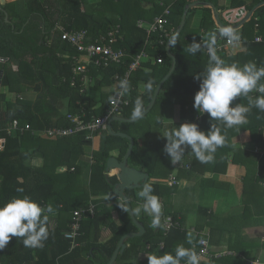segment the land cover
Listing matches in <instances>:
<instances>
[{
  "label": "trees",
  "instance_id": "obj_1",
  "mask_svg": "<svg viewBox=\"0 0 264 264\" xmlns=\"http://www.w3.org/2000/svg\"><path fill=\"white\" fill-rule=\"evenodd\" d=\"M194 2H213L217 6L214 0H173L172 2H161V0H17L0 7V58L9 60L6 64L0 65L4 71L0 92V130H3L0 138H5L6 141L4 149L0 151V206L13 197L27 194L44 207L49 204L53 205V210H57L61 217L66 220L68 218L67 222L65 220L55 229H50L48 222L50 235L44 242L43 248L25 247L22 238L12 237L8 245L0 250V264H108L121 238L137 231L128 212H124L119 207L123 201L118 199L114 193L115 186L119 183L117 175L109 177L106 170L107 161L114 155L113 152L118 145L123 146L119 154L120 160L126 155L130 145L128 140L112 136L107 131L101 149L92 154L88 181H85L82 175L83 169L76 164L85 155L84 148L92 143L91 140H87L86 135L50 142L35 138L30 132L11 137L5 128L13 120H19L23 125L30 124L33 129L68 127L67 116L61 113L64 101L69 103L68 112L70 113L68 114L83 111L87 119L104 116L109 107L110 98L102 99V105L97 108L99 102L91 97V92L101 90L103 87H112L116 82L123 80L134 57L144 50L150 53L151 59L144 61L142 66L132 74L128 91L130 104L124 108L122 117L132 119L131 112L138 96L142 97L145 111L157 86L169 73L172 60L166 51L167 44L160 46L157 35L152 36V45H147V34L145 30L137 27V21L152 22L169 8L171 15L168 17V22L175 32L180 25L185 7ZM261 2L264 0H254L253 3L247 5L244 0H241L235 5L237 7L233 8L247 7L248 11H251ZM143 3H147L149 7L143 8ZM197 10L204 12L202 25L198 30H191L190 21ZM7 15L8 21L6 20ZM57 23H61L69 31L87 30L92 39L107 34L116 25H121L124 40L118 41L116 48L123 49L127 56L122 64L107 69L90 67L89 78L95 80L94 85L89 81H78L77 85L72 87V71L75 65L72 58L79 54L70 44L62 40V34L56 30ZM256 25H258L257 29ZM216 26L210 7L192 9L188 14L185 28L177 39L176 46L171 48L172 54L177 58L176 70L164 84L153 110L136 123L116 122L112 124L114 132H127L134 137L135 147L129 158V164L134 168H146L151 177L162 156V146L159 142L149 140L153 130L152 126L145 129L141 125L151 118L162 105L171 103H178L181 106V116L184 122L193 121L196 118L199 112L193 104L194 96L200 86V80L196 77L206 70L209 55L205 48L195 55L189 53L187 49L194 39L199 42L201 35L213 32ZM201 30L204 32L202 33ZM235 31L240 36L247 52L235 56L227 52L217 55L228 63L237 62L242 66L254 62L258 67L264 66V6L256 10L253 17L241 29ZM260 36L263 37V41L257 43L256 38ZM184 46L186 49H182ZM158 56L163 59L162 64L157 62ZM13 65L18 66L17 72L13 71ZM149 80L153 81V91L151 93H148L146 89L143 92L139 91V84H146ZM260 83H264V78ZM27 89L36 93L34 99L25 95ZM8 94H10L9 98H7ZM19 95L22 99L18 97ZM252 95L257 97L261 93L250 92L249 96ZM246 99L247 97H237L234 105L236 103L246 105ZM3 102L7 104L5 112L1 109ZM210 121L211 118L207 114L200 130L207 132ZM181 124L173 125L171 129ZM255 128L256 126L252 127V134ZM132 130L137 133L131 134ZM36 151L45 156V166L42 169H35L30 165L33 153ZM55 164L57 167L65 166L68 170L63 173L58 172L57 167L54 168ZM72 168H75V171H71ZM248 179L253 185L261 181V179L250 178V175ZM151 185L154 189L153 194H156L158 186ZM172 187L173 190L177 189V186ZM18 188H23L24 193H18ZM138 192L139 190L127 191L129 200H135L131 202L133 207L136 203H143L137 195ZM90 202L97 205L96 215L83 221L81 234L77 239L78 246L71 249V242L65 238V234L70 228L73 213L86 207ZM108 203L111 204L108 205ZM248 210L250 209L246 206L243 215ZM113 211L123 213L125 222L122 227L113 219ZM168 215L177 218V214L164 210L161 225ZM140 221L145 226V235L129 240L126 251L118 257L115 264H148L147 258L144 260L140 258L141 254L159 256L164 253H174L177 245L190 249L198 242V240L189 239L188 232L181 229H173L165 237L163 227H151V217L143 212H141ZM103 228L110 229L112 237L107 242L100 243ZM162 243L165 245L164 248L160 247ZM148 246H150L149 249ZM250 249H264V243L240 245L236 241L234 245L229 244L225 251H236L238 256L200 264H218L219 262L245 264L241 256H246V252ZM181 264H184V261Z\"/></svg>",
  "mask_w": 264,
  "mask_h": 264
},
{
  "label": "crops",
  "instance_id": "obj_2",
  "mask_svg": "<svg viewBox=\"0 0 264 264\" xmlns=\"http://www.w3.org/2000/svg\"><path fill=\"white\" fill-rule=\"evenodd\" d=\"M16 1L17 0H5V4L3 6ZM163 1L172 2L173 0H161V2ZM214 1L217 6L213 2L209 3L213 4L217 8L221 17L222 14L227 11L233 10L236 13L243 11V9L248 11L247 7L233 8L237 7L235 5H237L241 0ZM244 1L247 5L254 2V0ZM161 5H163V3H161ZM142 7L146 9L149 5L147 3H143ZM203 14L204 12L202 10L194 12L190 21L191 30H198L201 28ZM213 31L218 33L219 27L216 26L213 28ZM201 32L203 33L204 31L201 30ZM209 33L210 32L204 33L201 35V38L206 39ZM218 38L219 37H217V40ZM257 38H260L261 42L263 41V37L260 36ZM182 49H186V47L184 46ZM246 52L247 49L240 40L238 44L229 49L227 54L235 56ZM12 69L17 72L18 66L13 65ZM0 71H2L0 78L1 92L4 77V71L1 69V66ZM94 83L95 80L93 79L92 85H94ZM116 83L112 87H103L101 90L91 92V97L99 102L97 108L102 105V99L107 97L110 98L111 94L115 91ZM139 91H145L144 83L139 84ZM252 92H255V90ZM25 95L32 99L36 97V93L29 89L25 90ZM9 97L10 94L7 95V98ZM251 97L253 99L256 98L255 95H252ZM247 105L248 97L246 99L245 106ZM1 109L4 112L7 110V104L5 102L1 104ZM68 109L69 103L68 101H64L61 113L67 116V114L70 113L68 112ZM184 121L185 120H183L181 116V106L178 103H171L162 105L157 109L154 115L151 116V118L146 120L145 123L141 125L145 129L152 126L153 130L149 136V140L159 142L162 146V156L157 162L152 177L146 168H137L149 174L150 178L148 183L158 186V190L156 189L155 195H157L160 199L162 211L167 210L172 214H177V218L183 225V230L188 232V238L193 241L209 234V242L213 253L232 252L234 255L228 257H236L238 256L236 251H225L229 244L234 245L236 241H238L240 245L245 243L263 244L264 112L252 107L249 115L247 116V123L234 126L233 128H227L223 123L219 121H212L211 119L208 129L210 130L212 123L221 129L222 135L225 136L224 146L217 149L214 155V160L207 164L198 161L194 153H192L189 149L185 152L184 162L185 164L190 165L191 169L176 170L172 167L173 165L170 158L163 151L164 146L167 143L166 138L163 137V133L169 131L171 126L181 124ZM159 122L161 126L158 124ZM254 126H256V128L254 129V134H252L251 130ZM237 130L239 131L237 132ZM118 133L128 134L127 132L121 131ZM135 133H137L135 130L131 131V134ZM105 135L106 132H102L95 136L91 140L92 143L90 145V149H88L89 147L84 148L85 155L82 156L76 164V166L83 169L82 175L85 181H88V174L90 173V166L92 163V154L101 149ZM130 136L134 139L132 135ZM1 139L4 142L0 144V151L4 149L6 142L5 138H0V140ZM46 141L57 142L58 140ZM117 147L118 148L114 150V155L112 157L118 159L119 161H123L125 156L122 160L119 158V154L121 153L123 146L121 144ZM30 165L35 169L44 168L45 156L36 151L33 153ZM67 170L68 168L64 166L61 167L58 172L63 173ZM71 171H75V168H72ZM115 175H117V171L113 170L108 172L109 177ZM248 175H250V178L252 177L254 180L261 179V181H259L258 184L255 183V185H253L249 179L247 180ZM171 176H174L177 181L176 190H173V185L170 183ZM141 190L142 189L139 191ZM129 201L133 203L135 200L133 201V199H130ZM110 204L111 203H108V205ZM138 205L139 204L136 203L134 207L132 205V208H135ZM246 206H248L250 210L243 215ZM45 214L49 215L50 229H55L59 224H62L66 220L64 217L59 215L57 210H53V213L51 214ZM140 215L141 213L136 216L139 221ZM112 216L116 224L120 227L124 225L125 219L121 211H113ZM67 221L68 218L66 222ZM163 223L164 220L162 221V227ZM111 237V230L103 228L99 242L105 243ZM147 255V253L141 254L140 258L144 260L147 258ZM241 258L244 259L245 264H249V261L251 260H264V249H250L246 252V256H241ZM220 263L223 264L222 262H219L218 264Z\"/></svg>",
  "mask_w": 264,
  "mask_h": 264
},
{
  "label": "clouds",
  "instance_id": "obj_3",
  "mask_svg": "<svg viewBox=\"0 0 264 264\" xmlns=\"http://www.w3.org/2000/svg\"><path fill=\"white\" fill-rule=\"evenodd\" d=\"M225 38L229 45H236L240 36L231 26H222L218 33H209L206 39L199 42L195 39L187 51L192 55L206 48L209 53V63L206 70L196 78L200 80L199 91L194 96L193 107L199 113H207L212 121H219L227 128H233L247 123V114L252 107L264 112V66L258 67L256 63L249 62L240 65L237 62L228 63L216 54L215 45L217 37ZM177 34H172L168 45L175 47ZM120 95L129 91L127 80L120 81ZM148 93L153 91V81L145 84ZM261 95L253 99L249 96L252 91ZM237 97H248V105L240 103L234 105ZM234 105V106H233ZM144 114L142 97H137L131 112V118L137 120ZM167 143L164 153L170 158L172 165L182 162L185 152L190 149L196 159L207 164L214 160V155L219 147L224 146L225 136L221 129L214 123L207 132L200 130L196 123L184 122L163 133ZM18 193H24L23 188L17 189ZM150 183H145L138 197L143 201L135 208H130L127 202L119 204L124 212H131L133 216L143 212L151 217V227H161L162 204ZM53 213L51 204L46 207L35 201L31 196L24 194L13 197L7 203L0 206V250H3L12 237L22 238L23 244L28 248H43L48 240L50 232L48 228L49 215ZM190 242V241H189ZM148 264H200V256L195 250L177 245L174 253L163 255H147Z\"/></svg>",
  "mask_w": 264,
  "mask_h": 264
},
{
  "label": "built area",
  "instance_id": "obj_4",
  "mask_svg": "<svg viewBox=\"0 0 264 264\" xmlns=\"http://www.w3.org/2000/svg\"><path fill=\"white\" fill-rule=\"evenodd\" d=\"M248 11L243 9L238 13L227 11L222 14V20L227 25H237L241 23L247 16ZM171 15L170 9H166L161 16L156 17L152 22L146 20L137 21V27L145 30L147 34L146 43L148 46L152 45V36H158V43L160 46H165L169 38L175 32L171 28L168 22V17ZM258 28V25H256ZM56 30L62 34V40L70 44L79 54V56L72 58L75 62L73 67V77L71 79V86L75 87L78 81L87 82L93 84V78H89V68L94 67L97 69H107L114 65L123 63V60L127 56V53L121 49L116 48L118 41L124 40L121 25H116L107 34L100 35L96 39H92L89 36L87 30H72L69 31L61 23L56 24ZM257 42H261L260 38H257ZM235 46V45H234ZM233 45H229L226 39L218 38L215 51L216 54L228 52ZM206 49V48H205ZM207 54L208 50L206 49ZM151 59L150 53L143 51L134 57L133 63L130 65L123 80L129 82L132 74L136 72L143 64L144 61ZM9 60L6 58H0V65L6 64ZM157 62L163 63V59L158 56ZM122 81V80H121ZM120 81L116 83L115 91L111 94L109 100V107L106 113L102 117H92L87 119L86 113L68 114L67 120L69 122L68 127H54L33 129L30 124H21L19 120H13L9 123L5 131L11 137H16L20 134L30 132L35 138L45 140H60L64 138H71L78 135H86L87 140H92L97 134L108 131V124L111 118L122 116L124 108L130 104L128 92L120 95ZM22 99V96H18ZM207 113H199L193 121H186L190 123H196L199 128ZM3 130H0V136ZM4 141L1 139L0 144ZM176 170L187 169L191 167L185 164L184 158L181 163L173 165ZM170 183L173 186L177 185V181L174 176L170 177ZM97 206L90 202L86 207L80 208L73 213L70 228L65 234V238L71 242V249L78 246L77 239L81 234L82 223L87 218H93L96 215ZM173 229L183 230V225L178 218L173 215H168L163 223L164 236L167 237ZM195 231V230H193ZM210 235H204L198 239V242L194 244L190 249L195 250L200 256V263H208L213 260H220L228 256L234 255L232 252H218L213 253L209 242ZM164 243L160 245L164 248ZM150 246H148V249ZM249 264H264L263 259L251 260Z\"/></svg>",
  "mask_w": 264,
  "mask_h": 264
},
{
  "label": "water",
  "instance_id": "obj_5",
  "mask_svg": "<svg viewBox=\"0 0 264 264\" xmlns=\"http://www.w3.org/2000/svg\"><path fill=\"white\" fill-rule=\"evenodd\" d=\"M5 4V0H0V7H2ZM264 6V2H261L259 4H257L251 11L248 12L246 18L239 24L237 25H227L223 22L217 8L209 3V2H195L192 4H189L185 7L184 9V13L180 22V25L178 26L177 30L175 31L174 34H177V39L181 36L184 28H185V24H186V20L188 17L189 12L192 9L198 8V7H210L213 11L214 14V18L216 21L217 26L220 28L222 26H231L234 28V30H239L241 29L254 15V13L256 12V10H258L259 8ZM8 15L6 17V20L8 21ZM219 37V36H218ZM171 46L168 45L166 46V51L168 56L171 58L172 60V66L171 69L169 71V73L166 75V77L160 82V84L157 86L155 92H154V96L151 100V102L149 103V105L147 106L146 110L144 111V114L142 116V118H139L137 120H133V119H128V118H124L122 116H117V117H113L110 119L109 124H108V132L110 135L118 137V138H123L126 139L130 142V146L129 149L123 159V161H119L118 159L111 157L106 164V170L107 172L109 171H117V177L119 179V183L115 186L114 189V193L116 195V197L120 200H122L123 202H127L128 206L130 208H132L131 202L129 201V198L126 194V191L128 190H140L142 189V186L145 183L149 182V174L132 167L129 164V158L131 157L134 147H135V141L134 139L125 133H115L112 129V124L113 123H124V124H132V123H136L142 119H144L147 115H149V113L153 110L154 106L157 103L158 97L164 87V84L172 77V75L174 74L176 67H177V58L175 57V55L172 54L171 51ZM1 74L2 71H0V78H1ZM0 84H1V80H0ZM132 222L134 223V225L137 228L136 232H131L126 234L125 236H123L112 256V258L110 259L108 264H115L118 257L122 254H124V252L127 249V242L131 239H135V238H141L145 235L146 233V229L145 226L142 222H140L136 216H133L131 214V212H128Z\"/></svg>",
  "mask_w": 264,
  "mask_h": 264
},
{
  "label": "rangeland",
  "instance_id": "obj_6",
  "mask_svg": "<svg viewBox=\"0 0 264 264\" xmlns=\"http://www.w3.org/2000/svg\"><path fill=\"white\" fill-rule=\"evenodd\" d=\"M111 19H112V17H110ZM257 29V28H256ZM255 29V30H256ZM257 31V30H256ZM54 141H57V140H54ZM86 147H89L88 149H90V146H86ZM56 167H57V165L55 164L54 165V168L56 169ZM62 166H59V167H57V171L61 168Z\"/></svg>",
  "mask_w": 264,
  "mask_h": 264
}]
</instances>
